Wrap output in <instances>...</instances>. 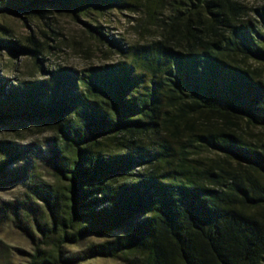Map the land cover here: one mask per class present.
<instances>
[{
    "label": "trees",
    "instance_id": "1",
    "mask_svg": "<svg viewBox=\"0 0 264 264\" xmlns=\"http://www.w3.org/2000/svg\"><path fill=\"white\" fill-rule=\"evenodd\" d=\"M114 10L143 11L136 28L152 37L128 43L85 22L108 61L82 69L46 68L58 49L46 32L19 40L0 23V50L29 57L33 73L16 82L0 74V125L52 133L31 150L54 178L36 180L31 154L0 139V188L26 187L24 198L0 202V222L13 216L33 235V218L30 264H264V5L0 0L1 17L47 26L56 15Z\"/></svg>",
    "mask_w": 264,
    "mask_h": 264
},
{
    "label": "rangeland",
    "instance_id": "2",
    "mask_svg": "<svg viewBox=\"0 0 264 264\" xmlns=\"http://www.w3.org/2000/svg\"><path fill=\"white\" fill-rule=\"evenodd\" d=\"M249 6L264 5V0H246ZM144 12L131 13L128 11H111L102 16H92L91 18H81V21H76L67 15H56L49 26L39 21H28L14 16H0V23L6 24L12 29V35L16 39L23 40L31 32H39L43 30L47 36L43 37L45 42L51 46H58V49H50L47 55L46 68L54 66L66 65L77 69H82L93 64H102L107 60L104 52L97 49V43L93 37L87 32L85 22L93 26H101L104 32L112 34L116 37L123 38L128 43H136L145 39L151 38L152 34L141 35L136 26L143 18ZM51 27L60 32L59 40L53 41L49 37L54 34ZM102 50L106 48L101 46ZM90 53H87L89 52ZM113 60L120 59L117 55H112ZM32 60L29 57H17L11 54L10 51L0 50V74L16 82L22 79H30L33 73L30 71ZM36 77H41V74L36 73ZM258 132V129H256ZM52 133L45 132L35 134L29 129L14 128L11 126L0 125V139L15 140L25 148V151L31 154L28 159L29 166H33V174L36 180H44L53 182L51 172L42 165V154L37 151L32 152V148L37 145L43 146L46 138L51 137ZM26 187L20 183L9 185L0 188V202L5 200H15L24 198ZM40 216L45 219V214L40 213ZM32 234L29 235L19 229L14 222V217L0 222V264H30L31 256L34 253L36 240L39 238V233L36 230L34 220H28ZM119 233V232H117ZM113 235L102 237L88 236L78 246H68L66 254L68 256L82 254L88 245L93 242H103L111 239ZM76 264H143L140 260L129 258L126 261L97 258L85 261H79Z\"/></svg>",
    "mask_w": 264,
    "mask_h": 264
}]
</instances>
